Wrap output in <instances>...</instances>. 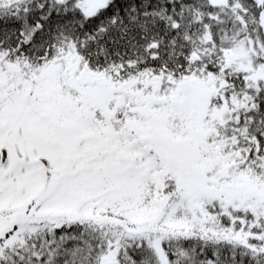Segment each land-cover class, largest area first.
Returning <instances> with one entry per match:
<instances>
[{"label":"snow or ice","instance_id":"snow-or-ice-1","mask_svg":"<svg viewBox=\"0 0 264 264\" xmlns=\"http://www.w3.org/2000/svg\"><path fill=\"white\" fill-rule=\"evenodd\" d=\"M0 264H264V0H0Z\"/></svg>","mask_w":264,"mask_h":264}]
</instances>
